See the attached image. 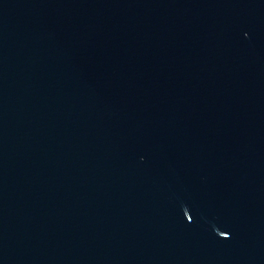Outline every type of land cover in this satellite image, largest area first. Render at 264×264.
<instances>
[{
    "label": "water",
    "instance_id": "95a60500",
    "mask_svg": "<svg viewBox=\"0 0 264 264\" xmlns=\"http://www.w3.org/2000/svg\"><path fill=\"white\" fill-rule=\"evenodd\" d=\"M0 264H264V0H0Z\"/></svg>",
    "mask_w": 264,
    "mask_h": 264
},
{
    "label": "snow or ice",
    "instance_id": "6c2138e0",
    "mask_svg": "<svg viewBox=\"0 0 264 264\" xmlns=\"http://www.w3.org/2000/svg\"><path fill=\"white\" fill-rule=\"evenodd\" d=\"M188 219L191 220L192 217H191V216H188ZM220 235H221L222 237H228V236H229V232H227V231H222V232H220Z\"/></svg>",
    "mask_w": 264,
    "mask_h": 264
}]
</instances>
